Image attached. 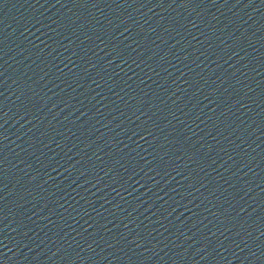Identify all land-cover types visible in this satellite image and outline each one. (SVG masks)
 Here are the masks:
<instances>
[{"label":"water","instance_id":"water-1","mask_svg":"<svg viewBox=\"0 0 264 264\" xmlns=\"http://www.w3.org/2000/svg\"><path fill=\"white\" fill-rule=\"evenodd\" d=\"M0 264H95L48 0H0Z\"/></svg>","mask_w":264,"mask_h":264}]
</instances>
